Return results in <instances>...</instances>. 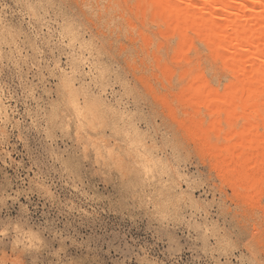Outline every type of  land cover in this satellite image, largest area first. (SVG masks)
I'll list each match as a JSON object with an SVG mask.
<instances>
[{"label":"rangeland","instance_id":"obj_1","mask_svg":"<svg viewBox=\"0 0 264 264\" xmlns=\"http://www.w3.org/2000/svg\"><path fill=\"white\" fill-rule=\"evenodd\" d=\"M0 264H264V0H0Z\"/></svg>","mask_w":264,"mask_h":264}]
</instances>
